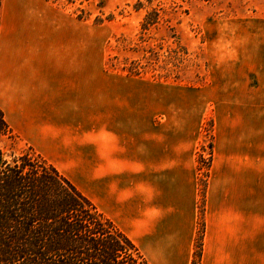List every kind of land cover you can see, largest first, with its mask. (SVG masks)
<instances>
[{"label":"crops","instance_id":"0c3cea01","mask_svg":"<svg viewBox=\"0 0 264 264\" xmlns=\"http://www.w3.org/2000/svg\"><path fill=\"white\" fill-rule=\"evenodd\" d=\"M9 18L13 27V17ZM74 24L77 28L78 22ZM64 31L49 28L44 35L53 43L30 46V59L24 55L30 50L13 38L16 56L10 71L6 50L0 86L7 92L8 116L12 112L17 124L27 125L24 132L29 139L55 138L50 125L59 123L63 136L56 139L91 135L94 140L88 60L80 71L72 37ZM239 81L225 79L216 86L201 264H264V82L256 83L254 76L245 84ZM6 119L10 124L7 115ZM35 120L38 129L31 126ZM113 128L104 125L101 143L90 142V167L102 169V181L110 182L104 197L112 205L110 211L101 212L151 264H193L200 231V135L182 130L144 138L136 128L127 134L121 123ZM95 150L101 162L94 159ZM94 181L90 200L98 208L102 196ZM122 182L127 188L121 187Z\"/></svg>","mask_w":264,"mask_h":264},{"label":"rangeland","instance_id":"374dc122","mask_svg":"<svg viewBox=\"0 0 264 264\" xmlns=\"http://www.w3.org/2000/svg\"><path fill=\"white\" fill-rule=\"evenodd\" d=\"M148 15L156 22L145 27ZM9 17L13 36L7 30ZM51 27L65 29L64 34L72 37L80 71L88 60L94 140L91 135L56 139L63 136L59 123L50 125L55 138L29 139L27 125L17 124L12 112L8 116L7 92L0 86V107L17 136L1 139L7 155L31 146L89 198L95 178L102 196L98 208L108 212L112 204L104 192L109 179L104 183L102 169L90 167V142L101 143L103 126L115 131L113 127L121 123L127 134L136 128L144 138L183 130L202 140L198 163L200 186L205 187L214 152L216 86L232 78L245 84L251 76L256 83L264 82V0H3L0 78L10 46L6 37L30 50L24 54L30 59V46L53 43L44 35ZM34 30L41 34L35 36ZM35 122L31 126L38 129ZM98 152L93 151L94 159L101 162ZM121 187L127 188L123 182Z\"/></svg>","mask_w":264,"mask_h":264},{"label":"trees","instance_id":"16d2710c","mask_svg":"<svg viewBox=\"0 0 264 264\" xmlns=\"http://www.w3.org/2000/svg\"><path fill=\"white\" fill-rule=\"evenodd\" d=\"M5 137L17 138L0 107V141ZM26 147L7 155L0 145V264H151L69 178ZM206 188L193 264H201Z\"/></svg>","mask_w":264,"mask_h":264},{"label":"bare ground","instance_id":"6f19581e","mask_svg":"<svg viewBox=\"0 0 264 264\" xmlns=\"http://www.w3.org/2000/svg\"><path fill=\"white\" fill-rule=\"evenodd\" d=\"M11 31L13 32V27H11ZM10 47H9V51H8V54H7V66L9 67V71L11 69V66H12V63L14 61V58L16 56V45L15 43L13 42V38L10 40Z\"/></svg>","mask_w":264,"mask_h":264}]
</instances>
